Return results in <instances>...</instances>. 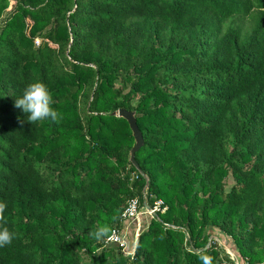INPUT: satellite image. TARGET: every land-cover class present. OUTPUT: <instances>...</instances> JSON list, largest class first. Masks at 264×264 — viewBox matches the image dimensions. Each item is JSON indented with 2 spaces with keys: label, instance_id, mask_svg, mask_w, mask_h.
<instances>
[{
  "label": "trees",
  "instance_id": "obj_1",
  "mask_svg": "<svg viewBox=\"0 0 264 264\" xmlns=\"http://www.w3.org/2000/svg\"><path fill=\"white\" fill-rule=\"evenodd\" d=\"M36 81L57 122L15 107ZM131 198L166 209L125 255L92 234ZM0 201L16 232L0 264H217L207 225L261 264L264 0H0Z\"/></svg>",
  "mask_w": 264,
  "mask_h": 264
},
{
  "label": "clouds",
  "instance_id": "obj_2",
  "mask_svg": "<svg viewBox=\"0 0 264 264\" xmlns=\"http://www.w3.org/2000/svg\"><path fill=\"white\" fill-rule=\"evenodd\" d=\"M52 97L46 84L40 81L28 84L23 94L16 96L15 107L22 110L25 118L31 124L41 121L50 120L57 122L59 118L58 112L52 107ZM8 204L6 201H0V218L5 213ZM109 235L107 227H98L92 234L93 238L102 242ZM16 238V232L10 230L6 226H0V248L10 246ZM201 264H212V259L208 255L199 257Z\"/></svg>",
  "mask_w": 264,
  "mask_h": 264
},
{
  "label": "built area",
  "instance_id": "obj_3",
  "mask_svg": "<svg viewBox=\"0 0 264 264\" xmlns=\"http://www.w3.org/2000/svg\"><path fill=\"white\" fill-rule=\"evenodd\" d=\"M165 209L166 207H162L161 200L156 201L153 207L147 208L144 205L139 206V200L137 198H131L126 202V206L122 212L121 219L124 222L126 221L137 222L138 227L135 228V230L137 231L135 232V237L137 238L139 233L142 231L141 228H143L142 226L143 222L141 223L140 217H142V215H145L146 218L152 217L155 212L157 211L164 212ZM136 238H135V242L137 240ZM105 241L106 244L108 245H118L125 255L133 254L134 248L132 249L128 248L127 241L122 233V228L112 229V231L107 236ZM226 246L227 245L218 244V247L222 250L220 251L219 254L220 260L217 262V264H247L245 259H241L240 257H238V255L235 253L233 249L229 248L228 246L227 249ZM261 264H264V261Z\"/></svg>",
  "mask_w": 264,
  "mask_h": 264
},
{
  "label": "rangeland",
  "instance_id": "obj_4",
  "mask_svg": "<svg viewBox=\"0 0 264 264\" xmlns=\"http://www.w3.org/2000/svg\"><path fill=\"white\" fill-rule=\"evenodd\" d=\"M11 4L12 2L10 3V6L7 8V11L10 9L11 7ZM40 41V39H37L35 40V44H38ZM117 86H119V83L117 84ZM234 183V179L232 178V176H228L226 179H225V184H226V188H228L230 185H232ZM201 195V194H199ZM142 220H141V223L144 222V220L146 219L145 215H142ZM199 222V221H198ZM125 223V222H124ZM130 224V223H129ZM143 226V225H142ZM141 226V227H142ZM136 227H138V224L136 225ZM135 227V228H136ZM122 231L124 234L127 233V229H130V226L128 225H122ZM132 231V234L130 235V238L131 239H126L127 241V245H128V248H135V245H136V242H135V232H137L136 230ZM200 228V224L197 223V226H196V229H199ZM142 230V228H141ZM140 230V231H141ZM202 235L203 236H207V241H206V244H205V247L203 249H206L208 248L210 245H212L213 243L216 244V249L220 252L222 249H220L217 245L220 244V245H227L229 248L233 249L235 251V247H234V242H233V239L229 236H226L224 235L223 232H221L218 228L216 227H210L209 225H207L203 232H202ZM137 239V238H136ZM218 243V244H217ZM226 246V247H227ZM227 247V249H228ZM215 249V248H214ZM216 249L214 251H216ZM224 250V249H223ZM245 259V258H243ZM246 260V259H245Z\"/></svg>",
  "mask_w": 264,
  "mask_h": 264
},
{
  "label": "water",
  "instance_id": "obj_5",
  "mask_svg": "<svg viewBox=\"0 0 264 264\" xmlns=\"http://www.w3.org/2000/svg\"><path fill=\"white\" fill-rule=\"evenodd\" d=\"M113 116H117L120 118H123L126 120L128 127L131 131V135L134 139V145L129 151V161L130 163L134 166L136 171L140 174V176L145 180V186L144 188L146 189L149 184V178L148 176L140 169L138 163L135 160V153L140 149V147L143 145V136L141 131L138 128V125L136 123V118H135V112L127 110L125 108H120L114 112L111 113ZM147 208H149L146 204H144Z\"/></svg>",
  "mask_w": 264,
  "mask_h": 264
},
{
  "label": "crops",
  "instance_id": "obj_6",
  "mask_svg": "<svg viewBox=\"0 0 264 264\" xmlns=\"http://www.w3.org/2000/svg\"><path fill=\"white\" fill-rule=\"evenodd\" d=\"M142 220V218L140 217V221ZM130 223V224H129ZM124 225H128V226H130V229H127V233L126 234H124L123 233V231H122V233H123V235L125 236V238H127V239H131L130 238V235L132 234V231L134 230V228L136 227V225H137V222L136 221H126L125 223H124ZM135 225V226H134ZM134 227V228H133Z\"/></svg>",
  "mask_w": 264,
  "mask_h": 264
}]
</instances>
